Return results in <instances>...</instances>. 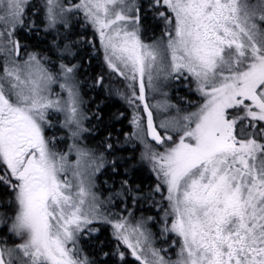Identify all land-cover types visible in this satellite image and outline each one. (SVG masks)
<instances>
[{
	"label": "snow or ice",
	"instance_id": "1",
	"mask_svg": "<svg viewBox=\"0 0 264 264\" xmlns=\"http://www.w3.org/2000/svg\"><path fill=\"white\" fill-rule=\"evenodd\" d=\"M0 264H264V0H0Z\"/></svg>",
	"mask_w": 264,
	"mask_h": 264
},
{
	"label": "rangeland",
	"instance_id": "2",
	"mask_svg": "<svg viewBox=\"0 0 264 264\" xmlns=\"http://www.w3.org/2000/svg\"><path fill=\"white\" fill-rule=\"evenodd\" d=\"M180 90H182L181 93H180ZM183 92H186V89L173 88V89H171V96L175 97V99H176V98H179V96H182ZM175 99L173 98V102H177L179 100V99L178 100H175Z\"/></svg>",
	"mask_w": 264,
	"mask_h": 264
},
{
	"label": "flooded vegetation",
	"instance_id": "3",
	"mask_svg": "<svg viewBox=\"0 0 264 264\" xmlns=\"http://www.w3.org/2000/svg\"><path fill=\"white\" fill-rule=\"evenodd\" d=\"M181 91H182V90H180V93H181ZM171 97H172V96H171ZM173 98L175 99V97H172V99H173ZM178 99H179V98H176L175 100H178Z\"/></svg>",
	"mask_w": 264,
	"mask_h": 264
},
{
	"label": "trees",
	"instance_id": "4",
	"mask_svg": "<svg viewBox=\"0 0 264 264\" xmlns=\"http://www.w3.org/2000/svg\"><path fill=\"white\" fill-rule=\"evenodd\" d=\"M186 94V92H183V95H185Z\"/></svg>",
	"mask_w": 264,
	"mask_h": 264
}]
</instances>
